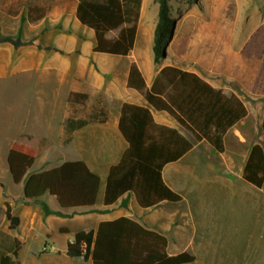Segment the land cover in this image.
I'll return each mask as SVG.
<instances>
[{"label": "trees", "instance_id": "trees-1", "mask_svg": "<svg viewBox=\"0 0 264 264\" xmlns=\"http://www.w3.org/2000/svg\"><path fill=\"white\" fill-rule=\"evenodd\" d=\"M170 0H157L158 22L153 45V63L158 65L173 35L174 21L170 17ZM142 0H78L76 19L94 33L93 53L127 57L134 50ZM119 30L116 38L107 35ZM23 28L16 37L0 34V44L14 49L32 45L23 40ZM47 51L62 54L56 47ZM127 86L139 92L148 106L123 103L118 123L119 131L128 147L120 161L111 166L105 183L104 205L116 203L125 194H134L143 208L157 206L163 201L178 203L181 196L172 191L163 180V170L181 160L196 143L206 142L216 152L225 151L224 137L247 117L244 102L235 94L226 95L184 66H167L159 71L150 88L136 64H131ZM88 99L86 94L74 93L71 104ZM150 107L167 113L188 135L178 129L157 125ZM89 122L68 120L66 129L72 132ZM264 134V118L262 121ZM36 150L12 144L7 156L9 174L14 184L23 183L27 200L40 204L45 215H59L39 202L45 194L56 198L62 209L92 207L101 187L99 175L81 160L66 161L61 165L27 176L36 160ZM243 180L256 188L264 187V148L254 144L243 169ZM127 201H123L125 205ZM5 212L10 229L19 226L9 205ZM168 239L140 224L119 218L101 222L97 230L77 233L67 245L71 258L88 259L93 264H191L196 258L187 252L167 254ZM19 243L15 241L12 256L1 255L0 264H20L17 260Z\"/></svg>", "mask_w": 264, "mask_h": 264}, {"label": "rangeland", "instance_id": "rangeland-1", "mask_svg": "<svg viewBox=\"0 0 264 264\" xmlns=\"http://www.w3.org/2000/svg\"><path fill=\"white\" fill-rule=\"evenodd\" d=\"M77 2L78 0H0V34L16 37L22 26L23 40L33 41L32 45L19 49H14L10 44H0V145L4 147L5 142L17 134L21 120L26 117L22 99L24 95H30L28 93L33 88V79L28 82L30 79L25 80L23 75L16 73L23 66L24 58L27 60L36 57L38 65L44 68L51 62V57L89 56V68L81 81L85 82V86L87 82L95 81L89 74L91 71L100 82L103 81L102 91L80 104H72L68 112L70 118L89 123L113 120L118 103L115 94L118 90H124L123 78L132 61L146 74L158 70L163 64L181 65L226 95H237L248 112L247 117L226 135L224 156L234 160L235 167L225 171L221 157L209 144L196 143L186 160L191 169L184 181L204 184L208 191L216 187L221 191L223 189L222 199L230 194L225 193V184L234 185L236 194L241 193L245 186H249L250 191L253 190L251 185L240 179L238 168L254 144H260L264 148V0H170V17L174 21V30L166 47V57L158 65L153 63L154 35L158 22L157 0H142L135 48L127 57L94 54L93 32L74 20L67 30L61 23H50L47 16L55 12L57 3H65L69 9ZM118 33L119 30L111 32L107 37L114 39ZM47 47H56L62 54L47 51ZM40 58H43L42 61ZM103 91L111 95L108 103L105 102ZM47 115L48 111H43V119ZM180 131L189 137L183 129L180 128ZM236 138L242 143H238ZM39 145L44 147L45 143L41 142ZM65 147L66 142L62 146L54 144L47 153L45 169L59 165L65 156L71 161L81 159L78 151ZM41 155L43 152L40 150ZM40 166V161H37L33 170ZM222 193L218 195L220 199L223 197ZM224 205L228 210H223L221 222L228 227L248 226L253 235L249 239L248 264H263L264 255L256 245L261 234L253 228V208L257 203L254 201L250 210L231 204L233 209H238V213H230L228 202ZM248 217L250 225L245 222ZM233 234L234 237L231 233H225L224 238H219L217 248L203 249L199 264H240L241 243L245 238L241 237V233ZM260 241H264V238Z\"/></svg>", "mask_w": 264, "mask_h": 264}, {"label": "crops", "instance_id": "crops-1", "mask_svg": "<svg viewBox=\"0 0 264 264\" xmlns=\"http://www.w3.org/2000/svg\"><path fill=\"white\" fill-rule=\"evenodd\" d=\"M77 4L78 2L68 9L65 3H57L55 12L47 16L48 20L52 24L61 23L65 30L73 20L81 25L75 16ZM40 59L42 61L43 58ZM24 61L23 66L16 73L23 75L25 80L30 79L28 82L33 79L31 82L33 88L31 93H28L30 95H24L22 99L26 117L21 120V127L17 134L9 138L4 147L0 145V256H12L15 241H17L19 243L17 260L20 264H93L91 257L86 260L69 257L67 255L68 243L72 242L75 235L81 231L95 232L101 222L127 218L148 230L164 235L168 239L166 249L168 255L175 256L187 252L194 256L196 260L191 264L200 263L199 256L203 249L217 248V240L224 238L225 233H231L232 237L235 236L232 235L234 232L241 233V237L245 238V241L241 243L240 264H248L249 239L253 237L250 234V228L248 226L240 228L237 225L228 227L227 224L221 222L220 216L226 209L224 205L226 202L230 207L234 204L235 207L239 206L250 210L254 201L257 206L253 208L255 217L253 228L261 234L256 245L261 248L259 252L264 255V241H260L264 238V187L259 189L246 182L253 187L252 192L249 186H245L241 193L236 194L233 189L234 185L225 184V193L229 192L230 194L225 195L226 198L222 199L224 198L223 189L221 191L215 186L216 188H208L210 189L208 191L207 186L199 182L186 183L184 180L190 174L191 169L186 160L192 150L181 160L168 164L162 174L165 184L181 196L180 202L163 201L155 207L143 208L138 204L135 195L130 193L125 194L112 205H104L105 183L109 169L120 161L128 147L118 128L121 106L123 103L148 106L139 92L127 86L130 65L133 63L137 65L145 79L147 88H150L161 69L178 65L163 64L158 70L146 74L135 61H132L126 68L123 78L124 90H118L115 94L118 103L114 110L113 120L111 122L106 120L103 123H88L81 129L69 132L66 129V123L68 120H74L68 115L72 105L71 95L74 93L86 94L91 99L93 95L102 91L101 86L104 85L103 81L100 82L99 78L91 71L89 74L95 78V81L87 82L86 86L85 82L81 81L89 68V56L51 57V62L44 68L38 65L36 57L27 58V60L24 58ZM103 95L106 97V103L111 101L109 93L103 91ZM150 110L157 125L180 131L179 125L167 113L155 111L151 107ZM43 111H48V115L44 119ZM236 139L238 143H242L241 140ZM41 142L45 143L44 147L39 145ZM65 142V148L69 147L78 151L81 156V159L78 160L84 161L92 172L99 175L101 187L97 202L92 207L62 209L55 197L45 194L39 199V202L45 204L52 212L59 213V215H45L40 204L25 199L23 183L14 184L7 164L9 148L12 144H18L36 150V160L27 171V176H30L57 167L63 162L71 161L65 156L59 165L45 169L47 153L54 144L62 146ZM224 143H226V136ZM40 150L43 152L41 156ZM216 153L221 157L220 161L224 165L225 171L235 167L234 160L224 156L226 147L223 153ZM248 154L242 159L238 168L242 180ZM37 161H40L42 166L33 170ZM231 189L233 191H230ZM220 192L223 195L221 199L218 196ZM125 200L127 203L124 205L123 201ZM7 204L12 216L19 219V226L15 230L10 229V222L6 218ZM229 211L238 213L237 208L231 207ZM249 219L248 217L245 221L247 224ZM242 220L244 221L243 215Z\"/></svg>", "mask_w": 264, "mask_h": 264}, {"label": "water", "instance_id": "water-1", "mask_svg": "<svg viewBox=\"0 0 264 264\" xmlns=\"http://www.w3.org/2000/svg\"><path fill=\"white\" fill-rule=\"evenodd\" d=\"M164 57H166V51H165V53H164Z\"/></svg>", "mask_w": 264, "mask_h": 264}]
</instances>
